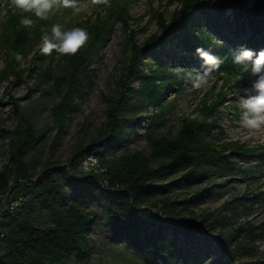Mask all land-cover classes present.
I'll return each mask as SVG.
<instances>
[{"label":"trees","instance_id":"trees-1","mask_svg":"<svg viewBox=\"0 0 264 264\" xmlns=\"http://www.w3.org/2000/svg\"><path fill=\"white\" fill-rule=\"evenodd\" d=\"M131 2L113 0L112 7L125 26ZM179 3L169 20L157 12L159 31L141 43L135 41L134 31L128 35L129 55L115 79L114 93L105 96V121L93 137L72 150L65 162L47 161L35 176L31 174L25 152L40 142L41 135L15 105L19 120L12 130H6L11 134L12 174L0 171V264H63L71 255L79 261L88 258L92 247L87 234L96 220L88 208L92 203L102 210L111 241L124 243L146 264H264V253L259 254L253 245L238 240L241 228L221 236L212 252V240L201 236L203 221L185 224L150 209L156 192H165L171 185L198 184L211 171L247 173L248 169L241 167L234 155H253L256 166L264 165V144L248 146L238 140H226L218 119L225 91L204 99L183 116L173 136L152 132L162 123V114L153 113L146 120L148 151L124 148L128 129L136 131L144 120L139 113L151 105H161L170 84L188 79L190 69L179 76L175 73V56L169 49L174 42L184 50L180 64H194L191 53L196 47H204L223 61L211 76L228 79L238 72L233 63L237 49L243 46L258 52L264 45V0ZM31 18L35 23L30 29L20 25V14H11L7 20L9 61L2 70L5 77L10 72L20 77L23 69L17 68L19 62L13 53L24 55L32 40L41 38V29L50 30L47 21L34 15ZM86 30L88 43L77 54L64 56L65 70L53 74L50 69H42L38 75L42 82L53 80L58 89L59 99L52 107V116L59 133L78 109L75 96L93 84L94 70L90 66L100 58L110 33L108 19L98 15ZM217 37L231 44L232 49H217ZM44 56L37 50L34 58ZM144 58L149 63L147 67L143 65ZM195 64L204 71L201 62ZM88 154L96 155L107 167L108 185L81 169V160ZM170 176L176 178L166 182ZM14 201L18 202L13 204ZM39 212L46 221L37 225Z\"/></svg>","mask_w":264,"mask_h":264},{"label":"rangeland","instance_id":"rangeland-1","mask_svg":"<svg viewBox=\"0 0 264 264\" xmlns=\"http://www.w3.org/2000/svg\"><path fill=\"white\" fill-rule=\"evenodd\" d=\"M112 5L113 0H108L107 4L91 5L89 11L80 14H73L71 9H65L62 14L57 13L47 20L50 28L58 23L64 29L79 27V24L86 29L101 15L108 19L110 28L101 48L100 58H96L90 66L94 70L93 84L75 96L78 109L66 120L59 133L52 116V107L59 99L58 89L53 80L42 82L38 75L42 69H50L53 74L65 70V58L56 52L42 59L34 58L32 52L41 43V38L33 39L23 55V62H19L17 67L23 69L20 77H16L13 72L5 77L2 70L9 61L5 42L7 20L11 14L20 13L11 6L10 0H0V87L4 88L3 94H0V171L12 174L13 168L9 159L11 134L6 130H12L19 120L15 105L20 113L32 120L41 135L40 142L25 152V160L33 176L47 161L65 162L76 146L93 137L106 118L105 96L114 93L115 79L129 55L126 47L128 35L134 31L135 41L141 43L149 35L159 31L157 12H162L165 19L169 20L180 3L179 0H132L126 26ZM217 40L223 39L217 37L214 40L217 49H232L231 44L223 41L221 46ZM169 49L175 56L172 59L176 64L174 69L203 72L195 64L201 61L194 52L191 55L195 63L185 66L179 63L184 53L183 48L174 42ZM143 65H149L146 58L143 59ZM255 80L256 77L246 76L239 84H235L233 78L211 76L208 85L200 89L194 88L188 79L181 84H170L161 105H151L139 113L144 120L137 126L136 131L128 129L124 148L148 151L146 120H150L153 113L162 114V123L153 128L152 132L173 136L178 131L183 116L191 113L204 99L214 98L220 91L226 92L218 107V119L224 128L226 140H238L248 146L262 145L249 138L243 130L235 131L241 112L240 96L246 98L248 95L257 94L253 89ZM26 95L29 97L24 98ZM234 157L241 167L248 169L247 173L224 174L211 171L209 177L198 184L171 185L165 192H156L150 209L163 217L170 216L185 224L190 221H203L201 236L212 240V252H215L214 245L219 243L221 236H227L241 228L238 240L250 243L262 254L264 250L255 241H264V165L256 166L257 158L253 155ZM175 178L170 176L165 181ZM88 208L96 216L93 227L87 234L88 244L92 247L90 255L81 261L71 255L64 259L63 264H146L139 254L124 243L116 244L111 241L103 212L97 204L92 203ZM45 221L46 217L39 212L35 224H44Z\"/></svg>","mask_w":264,"mask_h":264},{"label":"clouds","instance_id":"clouds-1","mask_svg":"<svg viewBox=\"0 0 264 264\" xmlns=\"http://www.w3.org/2000/svg\"><path fill=\"white\" fill-rule=\"evenodd\" d=\"M214 3L215 0H212ZM98 3L107 4L108 0H10L11 6L17 10L21 19L20 25L25 28H32L35 21L31 16L39 20L47 21L57 13L62 14V10L71 9L73 14H80L89 11L91 5ZM31 14V15H26ZM41 43L38 51L41 55H51L56 52L62 56H73L77 54L89 41L88 31L82 27H72L64 29L61 24H53L49 30L41 29ZM223 46V41L217 40ZM33 50L32 55H36ZM194 55L201 61L204 71L189 70L187 78L194 88L200 89L209 83V78L213 70L219 69L223 63L222 59L204 47H196ZM13 56L17 62H23L24 57L19 52H14ZM233 63L238 66V72L233 78V83L242 81L245 76L256 77L253 89L256 95H248L246 98L240 96V116L237 121V132L243 130L247 136L264 144V49L255 52L241 46L233 53ZM183 70L175 69L176 75H180ZM4 88L0 87V94ZM238 91H240L238 89ZM195 119L196 117H191ZM257 246L264 250V241H255Z\"/></svg>","mask_w":264,"mask_h":264},{"label":"built area","instance_id":"built-area-1","mask_svg":"<svg viewBox=\"0 0 264 264\" xmlns=\"http://www.w3.org/2000/svg\"><path fill=\"white\" fill-rule=\"evenodd\" d=\"M80 167L84 172L95 174L102 185H108L107 167L100 162L96 155L88 154L84 156L81 160ZM17 202L18 201H14L13 204H16Z\"/></svg>","mask_w":264,"mask_h":264}]
</instances>
